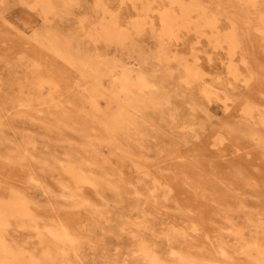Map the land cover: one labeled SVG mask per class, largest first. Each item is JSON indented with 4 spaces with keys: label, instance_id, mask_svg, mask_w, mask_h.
<instances>
[{
    "label": "rangeland",
    "instance_id": "obj_1",
    "mask_svg": "<svg viewBox=\"0 0 264 264\" xmlns=\"http://www.w3.org/2000/svg\"><path fill=\"white\" fill-rule=\"evenodd\" d=\"M142 245L264 264V0H0V264Z\"/></svg>",
    "mask_w": 264,
    "mask_h": 264
},
{
    "label": "bare ground",
    "instance_id": "obj_2",
    "mask_svg": "<svg viewBox=\"0 0 264 264\" xmlns=\"http://www.w3.org/2000/svg\"><path fill=\"white\" fill-rule=\"evenodd\" d=\"M174 2H179L180 0H172ZM149 6V5H148ZM200 7V3L198 2H193L190 4V5H185V6H182L181 7V14L179 15V17L177 18V16L171 12H166V13H163L161 15V26H162V31L164 33H168V34H172L174 33L175 31V27L176 25L179 23V25L181 26H187L190 21H191V12H193L194 9H198ZM256 11V10H255ZM136 17V16H135ZM178 20H180V22H178ZM209 26L211 27H215L216 25V19L212 22H209L208 23ZM118 31L116 30V28H107L103 31V34L108 37V38H113V37H116L118 35ZM217 31H216V35H217ZM231 37V35L229 36ZM229 40L232 45L234 46V43H235V38H229L227 39ZM231 48V50H233V47ZM229 72L231 73H234L235 72V67H233V65H229ZM143 77V76H142ZM144 78V77H143ZM145 81V80H144ZM127 82V81H125ZM140 89V88H139ZM209 91V90H208ZM227 106V105H226ZM147 175V174H146ZM155 190V188H154ZM59 230V229H58ZM56 235V234H55ZM239 237V236H238ZM61 238L63 240H66V239H70L71 238V235L67 232V231H64L62 234H61ZM243 249V248H242ZM64 250V249H63ZM63 250H61L63 252ZM142 252V254L144 255V259L149 263V264H159V259L157 257V255L155 254L154 251H152L151 249H149V247L147 248L146 245H142L141 246V249H140ZM66 251V250H65ZM61 252V253H62ZM63 254V253H62ZM66 254V253H65ZM162 261V260H160ZM162 263V262H161Z\"/></svg>",
    "mask_w": 264,
    "mask_h": 264
}]
</instances>
